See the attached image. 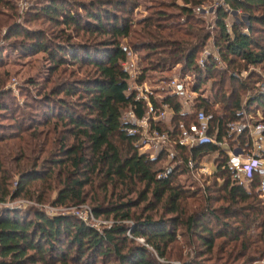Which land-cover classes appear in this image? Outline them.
I'll return each mask as SVG.
<instances>
[{"label":"trees","instance_id":"trees-1","mask_svg":"<svg viewBox=\"0 0 264 264\" xmlns=\"http://www.w3.org/2000/svg\"><path fill=\"white\" fill-rule=\"evenodd\" d=\"M206 1L148 0L146 14L133 19L140 0H44L25 16L57 27L53 43L43 32L18 23L6 27L4 38L24 40L20 53L45 55L43 80L52 85L48 97L37 95L40 117L26 127L8 111L3 98L9 91L2 86L0 110L12 120L15 137L35 140L37 128L49 124L52 134L57 133L46 157L38 141L29 169L17 173L12 191L0 154V204L19 197L43 203L55 192L49 201L53 206L89 201L94 216L114 222L97 230L72 214L0 207V264H253L263 258L264 199L257 195L255 170L245 183L232 179L224 149L211 143L173 145L176 156L164 170L166 152L154 157L139 153L137 134L127 133L128 125L120 122L129 107L138 118L146 109L144 100L126 90L131 73L123 63L129 52L144 62L131 80L135 83L176 64L195 80L192 91L210 80L209 96L196 97L188 113H178L179 95L158 94L173 111L169 122L155 124L159 130L188 126L195 122L196 110L209 115L207 134L217 140L228 122L250 120L257 111L264 121V92L258 90L264 86V0H222L237 14L217 6L210 22L194 9ZM0 6L14 11L10 0H0ZM209 39L217 59L207 55L200 66L198 57ZM242 70H248L243 78ZM58 71L67 77L59 80ZM246 91L250 93L242 103ZM150 100L158 108L157 99ZM239 141L244 145V134ZM21 148L24 154L27 150ZM214 152V171L203 177L202 185L179 182L183 174L202 178L186 167L188 158L198 162ZM34 181L40 183L37 190L29 189Z\"/></svg>","mask_w":264,"mask_h":264},{"label":"rangeland","instance_id":"rangeland-1","mask_svg":"<svg viewBox=\"0 0 264 264\" xmlns=\"http://www.w3.org/2000/svg\"><path fill=\"white\" fill-rule=\"evenodd\" d=\"M43 1L44 0H10V4L14 8V11L2 8V6H0V87L2 86V89L9 91V94H7V96H5L3 100L6 101L7 104H9L8 111L14 112L15 119L21 121L24 127L29 125L32 122L33 118L40 117V111L37 107H39L41 101H39L37 95L39 94L44 97H48L50 95V87L52 85V81L45 83L43 80L44 76L47 73V58L43 53H31L30 55L26 56L25 53H20V51L17 50L20 42H23L24 40H22L20 36H9L4 38V34L7 26L12 23H18L24 28L43 32L47 39H52V41H50L51 43L57 40L53 37L52 32L54 29L57 30V27L51 26L49 22L42 19L35 21L26 20L28 13L25 16V11L27 12L31 9H37L39 7L38 3ZM147 1L148 0H140L139 5L136 7L132 15L133 19L144 16L146 14L143 7L147 3ZM217 6H221L225 11L230 13L228 7L223 4L222 0H208L202 3L198 6L204 8L202 12L197 11V7H195L194 9L197 13H199L202 19H204L206 22H210L212 11ZM241 20H244V17H241ZM225 22L228 28L230 18H226ZM59 28H62V26H59ZM64 31H68V29H64ZM85 38L86 37H84V39ZM81 39L82 38L80 37L73 38V36L71 38V40L74 41H78ZM205 52H207L206 55ZM138 55L139 54L137 53L129 52L127 54V60L124 61L125 67H129L128 71L131 73V75H137L144 65V62L141 61ZM207 55H211L213 58L217 59V54L212 46L211 39L207 41L206 45L199 54V57H206ZM256 71L260 73L258 69ZM247 73L248 70H242L240 72V76L243 78ZM261 74L264 75V70L261 72ZM147 75L149 76L144 80L145 84L147 87H152L157 95H162L165 91L164 87L167 81L175 78L177 83H180L183 86V92L181 95L179 94V101L186 109L189 105H192L194 103V99L196 97L209 96L208 90L210 87V80L204 82L197 91H192L191 86H193L195 80L191 77L190 74L182 73L180 71L179 64L174 65L170 70L166 72L148 73ZM56 76L57 78H59V80L67 77L64 71H58ZM76 76L79 77L80 74L78 73L76 74ZM28 81L32 82L30 83ZM249 93L250 92L246 91V93L242 95V103H244L246 99L245 96H247ZM57 95H59V97L61 96L60 94ZM11 107L13 108V110ZM4 116L5 112L3 110H0V136L6 137L5 139L3 138L0 140V154L2 156V159H5V167L10 173V179L8 182L10 191H12L17 179V173L29 169L31 161L36 154L33 150L37 148L36 144L38 143V141L41 140L40 146L41 150L43 151L42 158L46 157V152L48 151L51 143L54 142V137L57 131L52 134V125L49 124L37 128V131L40 132L37 136V139L35 140H31L29 139V137L26 138V135H24V138H21L19 135L15 137L13 136L15 132L11 127L13 123L12 120L9 118H4ZM254 117H258L256 113ZM21 147H24V149L27 150L26 152H24V154H22V151H20L19 149ZM137 151L141 153V150L138 149V146ZM21 156H24V162L22 159L19 161L17 160ZM25 162L26 164H24ZM166 165L169 166L171 165V163H168V161L166 160L162 165L163 169L164 167H166ZM200 176L202 177L201 179L197 177L196 174H183L178 178V180L182 185L187 187L193 186L194 184L202 185L201 181L203 177H205V175L201 174ZM38 186H40V183L34 181L29 185V189L37 190ZM54 194L55 192H51L48 197L49 200L43 203L35 202L33 198L31 200L21 197L15 199L8 198V200H5L2 204H0V207H4L5 209H23L26 207H34L43 211L47 215H56L62 213L72 214L82 219L84 222L96 228L97 230L108 228L114 222L111 218L94 216L91 211L89 201L73 206H53L49 201L53 199ZM88 197H90V191ZM126 234L127 236H130L129 232H127ZM133 241L138 244L145 245L141 238H134Z\"/></svg>","mask_w":264,"mask_h":264},{"label":"built area","instance_id":"built-area-1","mask_svg":"<svg viewBox=\"0 0 264 264\" xmlns=\"http://www.w3.org/2000/svg\"><path fill=\"white\" fill-rule=\"evenodd\" d=\"M197 11L202 12L204 8L197 7ZM207 52H205V55ZM205 56L198 58V65L203 66ZM128 70L129 67H125ZM135 75H131V80ZM128 82L127 91L135 92V99L145 101V112L141 117H136L133 110L129 107L121 112L120 122L127 124V133L137 134V146L141 153H146L149 157L156 156L159 152H166V160L168 163L176 156L172 149L173 145H179L186 148H191L203 143H211L217 147L224 149L227 156L225 166L231 172V178L247 182L250 170H255L259 176V183L256 188L258 197L264 199V157L262 150L264 149V121L261 120L259 112H256L258 117H252L250 120H237L228 122L225 126V134L220 140L207 134L209 115H206L202 110H196L195 122L188 126L180 123L176 130L161 131L155 124L158 122H169L173 111L165 103L160 102L155 90L152 87H147L145 81L135 83ZM165 94H182L183 86L177 83L176 79H170L165 85ZM164 90V89H162ZM259 92H264V86L258 85ZM150 97L157 99L159 102L156 108L150 100ZM180 102V101H179ZM178 113H188L191 111V105L184 108L182 103ZM245 135L244 145L240 143L239 137ZM228 140L234 144L229 146ZM249 143V147L245 148ZM246 145V146H245ZM218 158L216 152L210 155H204L198 162L191 158L186 160V167L190 170L195 169L202 175H211L215 168L214 160ZM171 166V165H169ZM169 166L166 165L164 170ZM163 175V173H162Z\"/></svg>","mask_w":264,"mask_h":264},{"label":"crops","instance_id":"crops-1","mask_svg":"<svg viewBox=\"0 0 264 264\" xmlns=\"http://www.w3.org/2000/svg\"><path fill=\"white\" fill-rule=\"evenodd\" d=\"M230 26V22L228 23ZM230 27H228L227 29L229 30ZM253 264H264V256L261 260L255 261Z\"/></svg>","mask_w":264,"mask_h":264},{"label":"water","instance_id":"water-1","mask_svg":"<svg viewBox=\"0 0 264 264\" xmlns=\"http://www.w3.org/2000/svg\"><path fill=\"white\" fill-rule=\"evenodd\" d=\"M230 14L235 16L236 12L235 11H230ZM244 20H245V18H244Z\"/></svg>","mask_w":264,"mask_h":264}]
</instances>
